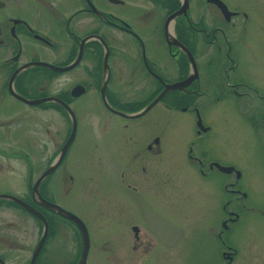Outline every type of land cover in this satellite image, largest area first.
Listing matches in <instances>:
<instances>
[{"label": "flooded vegetation", "instance_id": "obj_1", "mask_svg": "<svg viewBox=\"0 0 264 264\" xmlns=\"http://www.w3.org/2000/svg\"><path fill=\"white\" fill-rule=\"evenodd\" d=\"M130 8L136 13L134 17ZM262 10L257 0H0V213L1 207L5 211L19 209L41 224L34 215L4 198L9 196L43 215L48 234L34 264H78L83 254L84 242L77 226L43 203L66 210L60 202L78 194L84 211L87 205L95 206L96 195L103 191L98 187L88 191L85 182L80 183L67 169L68 165H74L67 159L76 139V123L64 157L50 172L70 139L73 121L92 114L99 118L91 110L93 95L99 96L106 111L131 123L146 114L132 118L111 112L103 101V87L107 104L131 116L143 110L165 88L183 87L192 78L185 90L171 91L158 103H163L167 111L194 115L195 140L188 158L198 165L204 178L213 171L221 173L216 165H223L211 158L203 145L210 128L200 119L196 104L200 99L219 103L229 93L240 97L239 90L250 89L247 85L254 87L258 100H264V89H260L264 87V60L254 63L252 69L256 70H250V74L243 71L253 57L254 31L258 29L264 35ZM115 35H120L118 43ZM236 70L239 73L236 72L232 83L229 74ZM223 78L227 79L226 87ZM123 88L149 91L145 98L123 102L124 96L120 94ZM132 103H141L143 107L128 112L126 106ZM198 119L201 128L197 127ZM143 139V145H131L127 138L120 140L111 155L117 164L124 163L121 165L124 169L131 161L141 164L139 170L138 167L132 170V175L114 169L115 176L108 172L101 179L102 187L118 202L116 211H122L123 215L128 211L129 198L134 199L138 188L145 192L154 187L167 190V176L155 170L153 163L160 154V138ZM92 159L94 168L102 165L101 159ZM14 183L25 184L26 188L17 189ZM232 187L223 186V191L242 196ZM129 192L135 194L130 197ZM218 198L217 211L212 213L218 215L210 218L213 225L207 235L219 241L213 250L218 264H233L238 252L222 239L230 231L229 226L239 222V216L231 200L226 203ZM66 211L77 216L88 231L87 214ZM60 222L66 226H60ZM64 230L70 232L71 239L56 240ZM131 231L132 240L127 233L124 242L136 252L143 240L137 225ZM39 239L31 248L28 264ZM97 244L101 243L89 239L83 264H96L94 250L101 249ZM19 247L16 243L0 251V261L8 264L6 254ZM113 255L106 258L109 264H125L131 259L128 252L120 257Z\"/></svg>", "mask_w": 264, "mask_h": 264}, {"label": "rangeland", "instance_id": "obj_2", "mask_svg": "<svg viewBox=\"0 0 264 264\" xmlns=\"http://www.w3.org/2000/svg\"><path fill=\"white\" fill-rule=\"evenodd\" d=\"M257 1L262 4L264 12V0ZM137 4L139 2L136 1ZM129 11L132 17L136 15L131 8ZM119 36L115 35L116 43L119 42ZM251 42L253 57L250 54L252 60L243 68L248 74L251 73L250 70H256L252 69L254 63L259 59L264 60V35L260 30L254 31ZM236 72L239 73V70L229 74L228 80L232 83ZM225 81L227 79L223 78L224 87ZM247 86L250 89L239 90L240 97L229 93L219 103L200 99L196 104L201 120L210 128L203 145L211 158L217 159L223 166L234 168L240 174L239 179H235L233 174L226 175L216 171L204 178L198 165L189 160V148L195 140L196 119L192 113L170 112L164 108L163 103H158L142 118L131 123L106 111L99 96L93 95L91 103L94 107L91 110H95L101 117L92 114V117L76 121V139L67 159L70 164L74 162V165H68L67 169L78 177L80 183L85 182L88 191L96 187L103 191L96 195L95 206L87 205L83 208L84 211L77 198L78 194L62 200L60 205L66 210L87 214L90 220L89 239L91 242L101 243L97 244L101 249L94 250L96 264H109L106 258L111 253L120 257L125 252L131 258L125 264H218L213 250L219 245V241L207 235L208 229L213 225L210 218L218 215L212 214L217 211L218 196L226 203L231 200L239 216V222L231 224L230 231L225 232L222 239L226 246H232L238 252L233 264H264V100H258L254 87ZM148 91L123 88L120 90V94L124 96L121 101H134L142 96L145 98ZM155 136L161 142L160 154L153 162L154 168L167 176V190L154 187V190L145 192L138 188L139 192L134 199L131 195L135 193L129 192V208L123 215L122 211H116L118 202L102 187L101 179L108 172L115 176L114 169L132 174V170L137 167L139 170L141 166L131 161L124 169L121 166L124 163L117 164L115 158L112 160L111 155L114 154L118 141L127 138L131 145H143V137ZM92 157L101 159L102 165L94 168L91 164ZM137 176L136 181L139 180V173ZM91 179L92 181H87ZM230 185L233 186L232 189L242 193V197L231 196L223 191V186ZM13 186L23 190L26 188L21 183H14ZM121 203L119 202L120 205ZM21 212L19 209L5 211L1 207L0 229L3 243L0 251L3 252L7 246L16 243L21 245L20 249H13L6 254L8 264H28L31 248L42 233L39 222ZM59 225L66 226L61 222ZM133 225L139 227L143 240L136 252L132 251L131 244L130 247L127 246L124 237L128 233L132 240ZM70 239V232L64 230L56 240L67 242ZM207 241L209 245L206 244ZM113 245H116L115 248L110 249Z\"/></svg>", "mask_w": 264, "mask_h": 264}, {"label": "water", "instance_id": "obj_3", "mask_svg": "<svg viewBox=\"0 0 264 264\" xmlns=\"http://www.w3.org/2000/svg\"><path fill=\"white\" fill-rule=\"evenodd\" d=\"M219 3H221V6L223 5L222 2L219 1ZM220 5V4H219ZM68 69V68H67ZM192 81V78L188 79L187 82L185 81L184 84L182 85L183 87H181L180 85H173L172 87L170 88H165L149 105H147L143 110H141L140 112H138L137 114H134V115H126L124 113H120L114 109H112L106 102V99H104V87L101 89V93H102V97H103V101L106 105V107L111 111V112H114L116 114H120L122 116H127V117H132V118H137V117H140L142 115H144L145 113H147L153 106H155L163 97L165 94L171 92V91H183L185 90V87L188 86V84H190V82ZM75 123L73 121V128H72V133H71V136H70V139L66 145V147L63 149V151L61 152L59 158L57 159L56 163H54V165L51 167L50 169V172H52L55 167L58 165V163L62 160V158L64 157L65 155V152L67 150V147L69 146V144L71 143L70 140H72L73 136H74V133H75ZM197 127L198 128H201V120L198 119L197 120ZM217 168L224 174H231L234 169L232 167H229V168H226V167H220V166H217ZM49 172V173H50ZM237 173V178L240 177V174L238 172ZM5 199L21 206L23 209H25L27 212L31 213L32 215H34L36 218H38L40 220V222L43 224V232H42V235L39 239V242H38V245L36 246L35 250H34V253H33V257H32V261H31V264H34L35 263V260L38 256V253L40 251V249L42 248L43 246V243L44 241L46 240V237H47V234H48V224L45 220V218L43 217V215L41 213H39L37 210L33 209L32 207L28 206L27 204H25L24 202L16 199L15 197H4ZM47 204V207H50V209L52 211H54L56 214L60 215L61 217H64L65 219H68L70 221H72L78 228L79 232H80V235H81V239L82 241L84 242V245H83V249H82V255H81V261L78 263V264H83L84 263V259L86 257V250H87V247H88V243H89V235H88V232H87V229L86 227L84 226L83 222L77 217L75 216L74 214L66 211L65 209L57 206V205H54V204H51V203H46L44 202L43 205H46ZM0 264H4L3 262L0 261Z\"/></svg>", "mask_w": 264, "mask_h": 264}, {"label": "trees", "instance_id": "obj_4", "mask_svg": "<svg viewBox=\"0 0 264 264\" xmlns=\"http://www.w3.org/2000/svg\"><path fill=\"white\" fill-rule=\"evenodd\" d=\"M142 107H143V104H141V103H137V104L132 103V104L126 106V110H127L128 112H135V111H137L138 109H140V108H142ZM39 224H40V223H39ZM40 225H41V224H40Z\"/></svg>", "mask_w": 264, "mask_h": 264}, {"label": "bare ground", "instance_id": "obj_5", "mask_svg": "<svg viewBox=\"0 0 264 264\" xmlns=\"http://www.w3.org/2000/svg\"><path fill=\"white\" fill-rule=\"evenodd\" d=\"M200 118V117H199ZM201 119V118H200Z\"/></svg>", "mask_w": 264, "mask_h": 264}]
</instances>
